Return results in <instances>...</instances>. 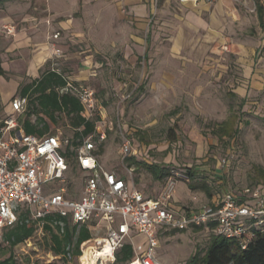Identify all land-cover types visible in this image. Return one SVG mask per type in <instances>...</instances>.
Masks as SVG:
<instances>
[{"label": "rangeland", "instance_id": "1", "mask_svg": "<svg viewBox=\"0 0 264 264\" xmlns=\"http://www.w3.org/2000/svg\"><path fill=\"white\" fill-rule=\"evenodd\" d=\"M255 3L228 0L209 8H186L175 0H149L150 15L144 18L116 4L80 6L75 14L80 18L78 40L62 34L64 52L74 53V58L59 65L94 91L92 118L107 127L97 153L107 170L131 176L147 197L171 189L172 205L183 211L198 210L228 190L260 193L254 166L264 169V25L259 24ZM5 4L20 29L27 22L38 23L43 15L35 0H6L0 7ZM17 90L8 98L18 96ZM239 98H245L242 109ZM6 102L0 90V120L10 112ZM231 114L238 118V132L231 140L219 139L215 130ZM54 127L62 137L71 140L74 135L63 117ZM124 141L132 146L126 156ZM131 156L168 166L171 175L158 181L129 164L125 158ZM188 169L196 173L194 186L205 182L211 197L202 188L188 187ZM68 176L67 197L80 199L83 175L70 168ZM34 226L24 242L0 246V261L12 256L18 264L67 263L51 252L49 234ZM211 235L206 227L163 231L158 257L164 264H184L192 254L205 251ZM126 243L133 244L137 254L145 249L142 235H132Z\"/></svg>", "mask_w": 264, "mask_h": 264}, {"label": "built area", "instance_id": "2", "mask_svg": "<svg viewBox=\"0 0 264 264\" xmlns=\"http://www.w3.org/2000/svg\"><path fill=\"white\" fill-rule=\"evenodd\" d=\"M216 1L224 0H177L186 7ZM258 2L264 8V0ZM58 37V32L50 36L51 39ZM51 49L55 57H60L61 50L54 43ZM49 72L65 81L56 91L74 95L82 105L81 115L92 120L97 103L94 91L67 76L57 61ZM26 103L25 97L14 96L9 101L10 112L0 120V243L4 242L5 231L17 223V214L23 209H28L41 229L42 220L53 214L62 219L55 222L61 228L63 219L78 227L86 226L90 238L79 245V254L73 253L74 243L66 245L62 254L67 262L78 264H114L116 253L126 239L136 234L144 237L145 249L125 264H164L157 255L158 235L167 230L208 228L213 224L215 234L235 240L241 248L249 242L250 221L264 230V196L258 191L240 192L257 202L256 208L239 202V193L228 190L219 199L214 197L211 203L194 211L175 208L171 189L156 198L145 196L131 176L122 177L101 164L97 144L106 138L107 127L98 120L94 121V130L75 148V169L83 175V195L80 199H70L67 197L68 173L72 166L64 155L70 140L58 132L25 133L20 116ZM131 151L130 142L124 141L122 154L126 156Z\"/></svg>", "mask_w": 264, "mask_h": 264}, {"label": "trees", "instance_id": "3", "mask_svg": "<svg viewBox=\"0 0 264 264\" xmlns=\"http://www.w3.org/2000/svg\"><path fill=\"white\" fill-rule=\"evenodd\" d=\"M6 0H0L4 2ZM256 11L259 24L264 25V8L256 0ZM6 72L2 68L0 59V76H5ZM65 84L64 79L56 73L47 72L39 79L33 80L27 84L20 85L17 90V95L27 98L26 109L20 116L21 125L27 134L45 135L53 134L50 132V125L57 123L59 117L68 120V125L74 130V135L70 140V144L66 149L65 157L75 169V148L80 144L81 139L94 130V119L86 120L82 115V105L79 100L72 94H60L56 91L57 87H62ZM229 97L238 98L235 93H230ZM245 104V98H239V109H242ZM32 116L35 117L32 121ZM236 114L218 124L215 134L219 139L227 137L233 139L238 132ZM82 128L81 131H78ZM73 149H70L69 147ZM102 152V150H101ZM99 152V153H101ZM98 154V153H97ZM129 164H134L137 168H143L149 171L153 178L160 181L171 175V170L168 166H160L158 164H148L144 161H136L134 157L125 158ZM256 177L261 195L264 196V169L259 166H254ZM188 180V187L193 189L199 187L204 189L208 197H211V189L205 182H199L198 186H194L196 173L188 169L185 174ZM239 193L238 201L245 203L249 207L256 208L257 202L246 198L245 195ZM18 221L10 229L4 233V242L1 247H14L19 243L30 238L34 231V224L38 225V221L32 220L28 209H23L17 214ZM56 221H62L58 215L53 214L45 217L42 220V230L49 234L50 250L54 255L64 253L66 245L74 243V254H79V245L90 238V232L86 226L72 225L68 220L63 219L64 225L61 228ZM250 221L249 233L250 238L247 246L241 248L235 240L225 238L215 234L213 224H209V231L212 233L209 244L204 252H196L192 254L184 264H264V230L257 227ZM205 226L195 227L197 229ZM178 231V230H177ZM134 257L133 247L130 243H124L116 253V262L125 264ZM114 263V264H115ZM0 264H18L12 260V256L0 261Z\"/></svg>", "mask_w": 264, "mask_h": 264}, {"label": "crops", "instance_id": "4", "mask_svg": "<svg viewBox=\"0 0 264 264\" xmlns=\"http://www.w3.org/2000/svg\"><path fill=\"white\" fill-rule=\"evenodd\" d=\"M175 1L178 4L177 0ZM227 1H216L212 4H203L199 7H184L209 8L214 4H223ZM4 2H0V5ZM35 3H39L42 6L43 15L38 23L27 22L21 29L19 27L20 23L14 21L9 8L6 6L7 4L3 8L0 7V59L2 68L6 72L5 76H0V90L3 93L4 99H7L6 104L8 107L9 101L14 97L8 98L9 94L15 92L17 87L39 79L42 75L49 72L54 62L57 61L64 65L68 60L74 58V53L64 52L66 46L62 44L64 41L62 34L73 42L78 40L76 38L80 35L78 27V19L80 18L76 17L75 14H77L82 4L105 3L111 7L116 4L127 8L129 13L136 18H144L150 15L149 0H35ZM30 17L32 18L33 16L30 15ZM11 26H15L16 30L10 31ZM54 32H58L59 37L57 39H49L48 37ZM91 33L89 31V35ZM51 43H54L61 50L60 57H55L52 54ZM62 70L72 79L76 80L78 78L75 77V73H71L70 75L63 68ZM6 78H9L7 79L8 83ZM22 79H27V82L23 84L17 82V80L21 81ZM8 84H10L9 88L7 87ZM18 97L20 96L18 95ZM50 130L53 133H57L58 131L52 124L50 125ZM2 244L0 243V246H3ZM131 245L134 253H136L133 244ZM55 257L63 258L62 254L55 255ZM57 264L78 263L73 261L67 263L57 262Z\"/></svg>", "mask_w": 264, "mask_h": 264}]
</instances>
